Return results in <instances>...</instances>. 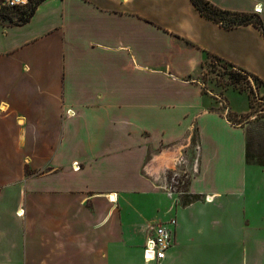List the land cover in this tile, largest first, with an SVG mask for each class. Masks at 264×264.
<instances>
[{
  "label": "crops",
  "instance_id": "1",
  "mask_svg": "<svg viewBox=\"0 0 264 264\" xmlns=\"http://www.w3.org/2000/svg\"><path fill=\"white\" fill-rule=\"evenodd\" d=\"M207 1L264 27V0ZM207 55L264 84L262 33L190 0H42L0 23V264H157L153 224L174 235L160 264H264V164L210 108ZM194 143L182 207L154 181Z\"/></svg>",
  "mask_w": 264,
  "mask_h": 264
},
{
  "label": "rangeland",
  "instance_id": "2",
  "mask_svg": "<svg viewBox=\"0 0 264 264\" xmlns=\"http://www.w3.org/2000/svg\"><path fill=\"white\" fill-rule=\"evenodd\" d=\"M30 5L29 2L24 10ZM0 6L14 11L4 0ZM11 18L17 21L14 16ZM195 79L202 84L204 95L211 98L210 108L218 110L232 124L247 126L248 157L254 163L264 164V84L210 55L206 56ZM194 159L195 145L185 153L180 151L159 178L155 177L156 190L169 198L176 197L182 207L196 200L187 194L189 179L195 174L191 165Z\"/></svg>",
  "mask_w": 264,
  "mask_h": 264
},
{
  "label": "trees",
  "instance_id": "3",
  "mask_svg": "<svg viewBox=\"0 0 264 264\" xmlns=\"http://www.w3.org/2000/svg\"><path fill=\"white\" fill-rule=\"evenodd\" d=\"M2 1L3 0H0V3ZM40 1L42 0H38L37 2L32 3V5H30L28 10H24V7H22V8H13L14 11H7L5 8L0 6V23L9 24V25H19V24L26 23L30 19V17L33 15L35 8ZM190 1L192 5L196 8V10L200 13L201 16L220 25L221 27L225 29H230V28H234L237 26H241V25L251 24L255 26L264 36V27L257 14H246V13H237V12L221 10L218 7L211 4L207 0H190ZM11 16H14L17 19V21H12ZM226 64L232 66L229 63H226ZM241 71L245 75L250 76L254 78L256 81L263 84L254 75L244 70H241ZM246 160L249 161L248 155L246 156Z\"/></svg>",
  "mask_w": 264,
  "mask_h": 264
},
{
  "label": "built area",
  "instance_id": "4",
  "mask_svg": "<svg viewBox=\"0 0 264 264\" xmlns=\"http://www.w3.org/2000/svg\"><path fill=\"white\" fill-rule=\"evenodd\" d=\"M30 0H4V4L9 8H22L28 5ZM255 13H259V9H255ZM199 146L195 144V159L192 164L193 173L197 172L198 168V157ZM79 167H75V170H78ZM108 197L110 203L116 202V199ZM23 211H20L18 215H22ZM169 225L175 226L176 222L174 219L169 220ZM174 246V235L172 228L164 224H153L148 226L147 235L143 245V257L146 261H154L157 264L163 262L170 250Z\"/></svg>",
  "mask_w": 264,
  "mask_h": 264
},
{
  "label": "bare ground",
  "instance_id": "5",
  "mask_svg": "<svg viewBox=\"0 0 264 264\" xmlns=\"http://www.w3.org/2000/svg\"><path fill=\"white\" fill-rule=\"evenodd\" d=\"M114 198H112V200H113Z\"/></svg>",
  "mask_w": 264,
  "mask_h": 264
}]
</instances>
